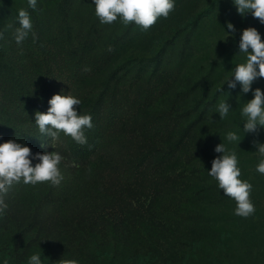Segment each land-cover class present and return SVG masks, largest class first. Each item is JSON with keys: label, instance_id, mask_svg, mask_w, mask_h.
<instances>
[{"label": "rangeland", "instance_id": "374dc122", "mask_svg": "<svg viewBox=\"0 0 264 264\" xmlns=\"http://www.w3.org/2000/svg\"><path fill=\"white\" fill-rule=\"evenodd\" d=\"M7 1L12 3L14 10L18 6L19 10L22 9L19 0ZM59 1L38 0V3L43 9L50 10ZM87 3L95 10L94 0ZM78 16L85 22L88 9L81 7ZM98 21L99 17L94 14L93 23ZM229 21L235 25L236 31L234 36L230 34L226 38V31H231L227 29ZM121 22L118 18L106 26L111 32L119 34V27L131 25L135 33L117 45L114 61L136 54H151L166 39L172 41L169 52L172 55L171 65L180 67L181 76L166 98L151 112L169 109L178 94L190 88L195 91L179 105V111L184 116H189L191 112L199 114L206 103L215 101L217 106L221 100H228L233 110L226 119H212L202 132L199 131L203 137L214 135L208 138L209 149L201 160L196 161L194 151L183 147L172 161L153 172L140 175L133 182L124 178L142 147L148 141L160 147L167 145V142L145 138L144 118L134 124L132 121L121 124L120 128L138 130L136 137L114 149L101 151L91 163L80 169L75 168L60 139L50 141L43 152L56 150L62 154L60 169L64 179L59 185L47 181L35 186L20 182L11 187L5 196L9 207L0 216V264L5 261L10 264V260L3 255L9 248L20 218L29 219L38 200L46 193L62 200L53 202L56 206L50 207L51 220L48 216L42 217L40 224L28 233L25 244L41 237H47L51 243L46 244L44 249L32 246L27 261L37 252L41 253L44 264L49 256L61 258L63 244L67 247L65 256L71 251L73 239L84 235L90 239L78 248L84 254H93L92 260L87 256L79 260L68 256L67 260L61 258L58 264H71L72 261L77 264H170L175 261L173 254L178 255L179 263H187L188 260L191 264H264V175L256 171L259 160L254 145L256 140L264 142V129L244 134L240 109L253 98V93L241 94L238 85L234 89H229L227 84L223 86L225 77L230 76L235 66L244 61L243 54L238 53L243 30L254 26L264 39V23L251 13L241 16L232 0H176L175 10L166 18L159 17L147 31L134 22L127 25L123 22L121 25ZM187 38L195 40V43L186 44ZM21 70L24 71L23 68ZM134 73L135 68L129 70L125 80ZM2 76L3 73H0V97H3L6 88ZM144 83L145 80L136 81L132 86L133 92L138 94ZM85 85L92 87L95 83L86 80ZM96 86L91 88L90 96L79 97L81 104L75 107L86 106ZM256 87L264 89V77L254 81L253 89ZM221 88L223 91H218ZM0 120H14L3 112V100L0 101ZM237 130L242 139L240 145L228 144L226 133ZM200 135L195 138L197 144L202 141ZM222 142L236 151L241 178L253 185L250 199L255 212L248 217L235 215L236 201L225 196L218 182L208 175L212 161L222 155L215 151V147ZM79 220L80 225L75 228ZM51 221H55L57 227H52ZM174 234L182 238L181 242H176ZM197 242L210 248L205 251ZM150 243L152 247L148 250ZM98 245L99 250H95ZM198 250L208 262H202L196 254Z\"/></svg>", "mask_w": 264, "mask_h": 264}, {"label": "trees", "instance_id": "16d2710c", "mask_svg": "<svg viewBox=\"0 0 264 264\" xmlns=\"http://www.w3.org/2000/svg\"><path fill=\"white\" fill-rule=\"evenodd\" d=\"M87 1L60 0L54 8L47 10L39 3L36 9H31L27 0H19L22 8L31 14L35 39L30 34L22 45H17L14 31L19 27V6L14 10L12 3L0 0V31L4 32V39L0 40V73H3L2 77L6 81L0 101L3 100V112L14 119L13 122L0 120V142L15 139L28 144L33 153L43 152L52 138L40 133L35 123V113L46 112L50 107V98L57 93L87 97L90 96L91 88L97 85L91 101L78 109L81 114L92 116L93 127L85 130L87 143H77L63 132L59 135L75 168L80 169L91 163L101 151L114 149L136 137L138 130L120 128L121 124L130 121L134 124L143 118L146 125L145 138L167 142V145L160 147L159 144L148 141L128 168L127 177L126 174L124 176L127 182L138 180L140 175L153 172L169 163L183 147L194 151L193 158H197L196 161L201 160L209 149L208 138L214 135L203 137L199 131L202 132L212 119L221 118L216 112V102L206 103L199 114L191 112L189 116H184L179 111V105L195 91L190 88L178 94L169 109L151 112L155 105L166 98L181 76L180 67L171 65L172 55L169 52L172 41L166 39L151 54H136L114 61L117 45L134 35L135 29L127 25L119 27L120 33L115 34L106 24L100 21L93 23L95 10L88 6ZM81 7L88 9L85 22L78 16ZM187 43H195V40L187 38ZM133 68L135 73L131 74L132 77L128 75V80H125L128 71ZM86 80H92L95 85L86 86ZM138 80H145V83L141 91L135 94L132 86ZM237 85L240 89L241 86ZM197 134L203 141L198 144L195 142ZM61 200L56 199L54 194L46 193L38 200L29 219L20 218L9 248L3 255L6 260H10V264H27V255L32 246L44 249L46 244L51 243L47 237H41L25 244L28 233L40 224L42 217L48 216L51 220L50 207L56 206L53 202ZM50 224L57 227L55 221ZM79 225L80 220L76 221L75 228ZM172 236L177 243L181 242V237L176 234ZM88 237L79 235L73 239L71 251L65 256L63 254L67 247L63 244L61 258L67 260L71 256L79 260L80 257L87 256L92 260L93 254H84L78 248L90 239ZM197 243L205 251L210 248L204 243ZM151 247L152 243L148 250ZM95 250H99V245ZM200 252L202 251L198 250L196 254H199L202 262H208L207 257ZM173 255L175 261L170 264H191L188 260L187 263H179L178 255ZM1 257L0 255V259ZM61 258L49 256L46 264H58Z\"/></svg>", "mask_w": 264, "mask_h": 264}, {"label": "clouds", "instance_id": "9594fccd", "mask_svg": "<svg viewBox=\"0 0 264 264\" xmlns=\"http://www.w3.org/2000/svg\"><path fill=\"white\" fill-rule=\"evenodd\" d=\"M232 2L241 16L251 13L264 23V0ZM27 3L31 9L38 6V0H27ZM175 3L176 0H94L95 15L99 17L101 23L111 24L119 18L124 24L134 22L145 31L154 25L159 17H168L170 12L175 10ZM18 24L19 27L14 31L17 45H22L30 34L35 39L33 20L28 10L22 8L18 11ZM227 29L231 31H226V38L230 34L235 35L236 29L232 22H228ZM261 37V32L254 26L243 30L238 53L243 54L244 61L238 63L231 75L225 77L223 81V86L227 84L229 89L236 88L239 83L241 94L253 93V98L247 100L240 109L244 134L264 129V89L260 87L253 89L254 81L264 77V39ZM3 39L4 32L0 31V40ZM218 91H223V88ZM80 104L81 99L77 96L63 93L53 95L49 100L48 110L35 113V123L40 133L57 140L63 132L77 143H87L85 130L93 127V120L91 114H81L75 107ZM232 110L233 107L228 100H221L216 106V112L220 114L221 119L226 118ZM225 139L228 144L239 145L242 140L238 130L228 131ZM254 145L259 160L256 171L264 175V142L256 140ZM215 151L222 155L212 161L208 175L218 182V187L223 189L225 196L236 201L235 215L242 217L252 215L255 212L254 203L250 199L253 185L241 178L236 151L224 142L219 143ZM34 160L38 162L34 164ZM62 160V154L56 150L33 153L28 144L15 139L0 142V216H3L9 207L5 196L14 184L22 182L35 186L47 181L52 185H59L64 179L60 169ZM4 264H7V261ZM27 264H44L41 253L32 254ZM71 264L77 262L72 261Z\"/></svg>", "mask_w": 264, "mask_h": 264}]
</instances>
